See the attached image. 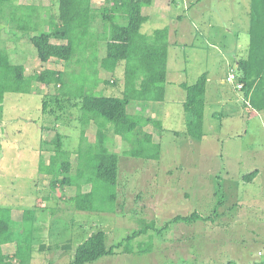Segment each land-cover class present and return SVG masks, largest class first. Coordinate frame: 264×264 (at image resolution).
<instances>
[{"label":"rangeland","instance_id":"374dc122","mask_svg":"<svg viewBox=\"0 0 264 264\" xmlns=\"http://www.w3.org/2000/svg\"><path fill=\"white\" fill-rule=\"evenodd\" d=\"M11 1L18 5H38L43 20L49 19L56 6V0ZM103 1L93 0V7L99 9ZM163 1L168 4L166 17L161 21L150 18L142 32L151 35L156 29H170V82L181 80L182 84L192 85L207 73L211 83L206 96L204 138L198 141L186 135L184 108L171 104V116L166 114L162 119L165 131L148 128L161 145L160 157L120 158L119 181L97 192V211H77L73 203L65 201L66 196L75 194L73 189L59 188L53 192L46 174L40 171V164L48 163L59 140L63 150L76 151L79 147L81 113L77 108L66 103L64 110H59L57 103L50 102L44 112L46 92L42 86L32 94L5 96L0 125V207L16 212L12 215L18 221L12 225L14 230L19 225L23 227L22 212L36 210L37 205L47 208L45 214L36 210L38 221L33 224L36 230L30 234L42 239L41 243L52 250L39 251L41 245H37L32 264H69L79 244L98 231L106 234L108 247L127 243L131 236L133 252H118L92 264H264V112L251 99L237 100L239 95L235 93L242 91L227 82L230 70L225 61L232 59L230 52L244 55L248 51L247 37L253 19L250 2ZM22 12L28 14L32 10L25 7ZM34 22L40 25L38 30L32 31L29 26L26 33L6 23L0 26L12 63L23 65L26 77L47 68L38 59L28 37L47 31L48 27L38 18L31 24L35 25ZM173 22H177L175 27ZM183 29L187 31L181 32ZM97 31L102 32V28L98 27ZM97 47L100 62L106 47L102 42ZM93 58L90 63L79 65L73 60L65 64L53 59L55 70L65 73L67 89L70 90L73 82L83 83V77L92 74L98 66L96 57ZM117 71V82L109 73L101 72L100 76L110 84L100 85L98 95H120L124 88V64ZM181 88V84L180 87L170 84L168 104L186 96ZM263 101L264 98L259 100L261 106ZM95 135L96 127L91 125L86 136L95 141ZM109 141L110 149L118 153L122 147L120 137L109 135ZM76 160V156L71 157L73 171ZM255 171L257 175L248 178ZM89 190V186L84 187V192ZM192 213L208 219L171 222L178 215ZM137 231L139 234L133 237ZM4 249L7 254L15 251L14 244Z\"/></svg>","mask_w":264,"mask_h":264},{"label":"trees","instance_id":"16d2710c","mask_svg":"<svg viewBox=\"0 0 264 264\" xmlns=\"http://www.w3.org/2000/svg\"><path fill=\"white\" fill-rule=\"evenodd\" d=\"M92 1L56 0L54 13L49 19L43 20L38 5H18L11 0H0V26L6 23L25 33L31 26L32 31L33 28L37 31L40 25L31 22L38 18L48 27L47 31L28 37L29 43L36 49L38 59L47 65L44 71L30 77L25 76L23 65L12 63L0 27V125L6 94H32L38 86H42L46 92L43 99L44 112L48 110L50 102L57 103L59 110H64L66 103L71 108H77L81 113L79 147L76 151L63 150L59 140L48 163L40 164V171L46 174L45 179L49 181L53 192L59 188L73 189L75 194L66 196L65 201L73 203L80 212L98 210L97 192L113 187L119 181L120 158L156 160L160 157L161 145L154 142L153 134L146 132L145 128L152 125L153 129L159 128L161 132L165 129L160 118L153 119L145 113L144 105L164 104L170 45L168 27L156 29L151 35L142 32L143 25L150 19L148 8L153 0H104L99 9L93 7ZM174 1L171 0V3ZM200 1L197 0L195 4ZM25 7L31 8L32 12L24 14L22 11ZM250 10L253 18L250 48L247 56L240 59L233 70L238 81L243 84L242 91L250 93L253 105L264 110V106L259 104V100L264 98V0H250ZM98 27L102 28V32L97 31ZM53 40L60 42L54 43ZM99 42L106 47L105 57L100 62L97 61ZM89 51H92L91 55ZM93 56L98 66L90 72L92 76L83 77V83L79 85L73 82L70 90L67 89L65 73L55 70L52 60L65 64L73 60L75 65H79L90 63ZM121 64H124L123 91L119 96L98 95L97 88L100 85L110 84L100 76L101 72L109 73L117 82V70ZM181 87L186 92L183 104L186 113L185 133L191 139L200 141L204 138L208 75L204 73L196 83H183ZM132 103H136L135 108L130 106ZM137 104L140 109L136 108ZM61 118L59 115L58 120ZM91 125L96 127L93 143L86 136ZM109 135L120 137L122 147L118 153L110 149ZM72 156L77 157L74 171ZM254 175H257L256 171L248 178ZM88 186L90 190L84 192V187ZM44 200H50V197ZM37 209L41 214L47 211L46 207L39 208L38 205ZM36 210L22 212L23 227L14 230L12 225L18 221L13 219L12 209L0 207V264H32L37 245H41L39 251L42 249L49 253L52 250L50 246L41 243L42 239L30 234L35 229L33 224L38 221ZM206 219L198 213H192L188 216L178 215L171 222L192 223ZM138 234L139 231L135 232L133 237ZM130 241L131 236L127 238V243L120 242L108 247L106 234L103 231L93 232L79 244L69 264H92L118 252L131 254L133 249L130 248ZM8 244L15 245L13 256L3 251V246Z\"/></svg>","mask_w":264,"mask_h":264},{"label":"crops","instance_id":"0c3cea01","mask_svg":"<svg viewBox=\"0 0 264 264\" xmlns=\"http://www.w3.org/2000/svg\"><path fill=\"white\" fill-rule=\"evenodd\" d=\"M167 1H170V0H167ZM160 2H162V3H159L158 2V0H153V3H152V5H151V7L150 8H148V12L150 13V18H155L156 19V21H161V20H163L165 17H166V12L168 11V10H166L165 8L168 6V4H164L163 2V0L162 1H160ZM201 2V1H200ZM250 1L248 0V3H249ZM169 3V2H168ZM187 10H190V8H188ZM192 10V9H191ZM190 10V11H191ZM249 12H250V3H249ZM154 16V17H153ZM180 19V18H179ZM150 20V19H149ZM182 25H183V20H182V18H181V20L179 21ZM174 24V27L176 26V24H177V22H173ZM181 25V26H182ZM174 29L175 28H173L172 29V31H174ZM169 31H170V29H169ZM178 31V30H177ZM187 30H182L181 32H186ZM247 39L249 40V43L247 44L248 45V51H249V48H250V30H249V37H247ZM57 41V40H56ZM58 42H60V41H58ZM248 51H246V53H244V55L240 52H238V53H229V54H231L230 56H232L233 55V57H232V59H228V58H226L225 59V61H226V66L229 68V70L230 69H235V67L236 66H238V64H239V60L240 59H243L244 57H246L247 56V53H248ZM244 52H245V50H244ZM169 60V59H168ZM53 61V60H52ZM259 66V65H258ZM262 68H263V70H264V63L262 64ZM258 69V68H257ZM210 83H211V81H209V78H208V87H207V93H206V96H207V94H208V90H209V88H210ZM222 83H224V80L222 81ZM170 84H174V85H176V86H179L180 87V84H182V81L181 80H179V81H177V82H170V80H169V75H168V73H167V83H166V97H165V105L164 104H159L158 103V105H155V104H153V103H149V104H147L146 106L144 105V107H145V109H146V112L145 113H147V115L149 114V116H152L153 117V119H155V118H160L161 120L163 119V118H165V116H166V114H167V116L168 117H170L171 116V112H170V109H171V104H179V105H181L182 107H183V104H184V102H185V99H186V96H184V97H182L178 102L177 101H173L172 103L171 102H169V104L166 102V101H170V99L169 98H167V95H168V90H167V88L170 86ZM182 89V88H181ZM235 95L236 96H238L237 97V100H240V101H242V100H244V98L245 99H247L248 100V102L250 101V93L249 94H247L246 93V91H242V92H237V93H235ZM138 105L139 104H137V106H136V108L138 109H140L141 107H138ZM160 105V106H159ZM167 105H169V106H167ZM135 107V106H134ZM207 108H208V102H207V99H206V108H205V116H204V122H205V119H206V110H207ZM263 112H264V110H263ZM213 115H216V114H213ZM162 122H163V120H162ZM205 124V123H204ZM150 126H152V125H148L146 128H145V131L146 132H148V133H151L152 134V132L151 131H149L148 130V128L150 127ZM89 141L90 142H94V140H91V139H89ZM154 142H156L157 143V141H155L154 140ZM45 207V206H44ZM13 211V214L15 213V211L14 210H12ZM14 225V224H13ZM15 225H16V223H15ZM18 225V224H17ZM17 227H20V228H17L16 230H21V226L19 225V226H17ZM10 245H13V244H8V245H4L3 246V251H4V253L5 254H7L6 252H5V249H4V247L5 246H10ZM14 247H15V245H14ZM38 252V251H37ZM9 253V252H8ZM14 253H15V251H14ZM14 253L12 254H7V255H9V256H13L14 255Z\"/></svg>","mask_w":264,"mask_h":264},{"label":"built area","instance_id":"2783aa9c","mask_svg":"<svg viewBox=\"0 0 264 264\" xmlns=\"http://www.w3.org/2000/svg\"><path fill=\"white\" fill-rule=\"evenodd\" d=\"M227 82L232 83L237 91H242L243 84L238 81L237 75L233 69H230V73L227 77Z\"/></svg>","mask_w":264,"mask_h":264}]
</instances>
